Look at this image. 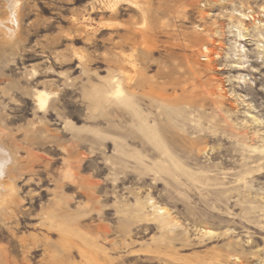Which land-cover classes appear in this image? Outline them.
Masks as SVG:
<instances>
[{"label":"rangeland","instance_id":"1","mask_svg":"<svg viewBox=\"0 0 264 264\" xmlns=\"http://www.w3.org/2000/svg\"><path fill=\"white\" fill-rule=\"evenodd\" d=\"M22 5L17 37L0 31V126L20 200L0 207V264H264V59L254 36L264 0ZM240 13L250 18L245 42ZM121 71L128 81L143 72L158 100L139 99L160 130L177 133L175 157L144 136L133 109L103 101ZM42 90L52 94L45 111L33 98ZM158 208L173 225L160 226Z\"/></svg>","mask_w":264,"mask_h":264},{"label":"bare ground","instance_id":"2","mask_svg":"<svg viewBox=\"0 0 264 264\" xmlns=\"http://www.w3.org/2000/svg\"><path fill=\"white\" fill-rule=\"evenodd\" d=\"M4 1L6 2L7 8L10 10V15L6 19H3L0 17V31H1V34L4 36V39H7V40L11 39L12 40L15 37H17V35L20 31V28H21V24H22V19H21V13L23 10L22 0H4ZM120 1H123V2L127 1L128 2L129 0H120ZM262 12H264V7L262 8ZM240 17H241V19H240L239 24L237 26H234V28L237 31L236 35H237L239 41L245 42V41L249 40L248 37L250 36V34H248V29L246 28V25L244 24V22L242 20L244 19L246 21H249L250 18L248 15L241 14V13H240ZM252 18L255 21H257L255 19V17H252ZM7 23H9V24H7ZM86 27L88 28V30L92 29V25L86 24ZM255 28H256V35H254V36H258V39H259L258 40L259 42H257L258 56H259V58L264 59V44H263L264 43V33H263L264 24L260 21H257ZM131 39H132L133 44L135 45L137 43V39H138L137 35H134ZM255 41H257V39ZM234 48L237 52L236 53L237 56H239L241 59L240 63L245 64L247 62L246 61L247 57H245V55H246L245 46H242L239 43H235ZM206 54H209V55H205L204 57L207 59V61L210 62V66H211L215 62V58L218 57V53L216 51H210L208 53L206 52ZM142 74H143V72H141V78L139 77L140 79H138L136 81H133V80L128 81V79L125 78V72L124 71L123 72L121 71L120 77H117L116 75H112L109 79V88L103 92L102 99L104 102H110L111 100L118 101L119 106H122L121 108H123L125 110L126 109L127 110L133 109L134 114H135L134 116L137 119V124H139V129L141 132L144 133V136L147 139H149V141L155 146V148L158 151H160L163 155L168 154L169 156H172L174 154V157H175V154H176L175 152L179 148V145L177 146V144L179 142H177V141L180 140L177 137V133L175 134L174 132H171V129L169 130V128H171V127L168 128V125L166 128H163L164 126H162V129L160 130V128H161L160 125L158 126L156 124L157 118L156 117L152 118V115H154V114L149 113V111L145 110V108H143V104H141V100L139 99L140 97H148V98H151L154 100H158V99H155L154 94H152L151 92H148V90H147L148 82L142 78ZM158 95H160V97H163L162 93L156 94V97ZM33 98H34V101H35V103H36V105L40 111H45L51 107V103H52L51 102V100H52V94L51 93H48L44 90L36 91L35 94L33 95ZM214 104H218V103H214ZM145 111H147V114L145 113ZM157 112H158V110H157ZM165 116L169 117L168 114H166ZM176 121H178V120H176ZM153 122H154V124L151 125V123H153ZM162 125H163V123H162ZM3 133H4L3 129L0 126V207H1V209L4 207L2 211H4L5 213H8V210H10L13 205H17L20 200H18V197H17L18 192H17L16 186H15V177L11 173V165L14 164L16 159L13 155L10 154L9 150L7 149L5 142H4ZM170 144L172 146H170ZM171 147H173V148H171ZM188 150L189 149L185 147L184 151L187 152ZM177 158H178V156H177ZM166 161H168V160H166ZM179 162H181V161H179ZM169 167H171V166H169ZM84 186H86L85 188L87 189L88 186L86 184H84ZM87 190H89V189H87ZM157 214H158V218H159V224L162 228H165L167 226L174 224V222L169 218V216L168 217L163 216L165 214L167 215V211L164 208H158ZM7 262H11L9 256H7ZM13 264H18V263L16 262Z\"/></svg>","mask_w":264,"mask_h":264},{"label":"built area","instance_id":"3","mask_svg":"<svg viewBox=\"0 0 264 264\" xmlns=\"http://www.w3.org/2000/svg\"><path fill=\"white\" fill-rule=\"evenodd\" d=\"M262 14H264V13H262ZM262 17H264V15Z\"/></svg>","mask_w":264,"mask_h":264}]
</instances>
